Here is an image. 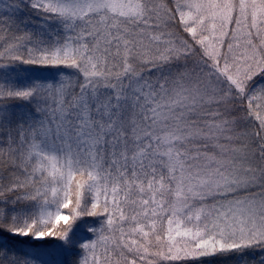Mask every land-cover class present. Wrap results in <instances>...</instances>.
Instances as JSON below:
<instances>
[{
	"label": "snow or ice",
	"instance_id": "1",
	"mask_svg": "<svg viewBox=\"0 0 264 264\" xmlns=\"http://www.w3.org/2000/svg\"><path fill=\"white\" fill-rule=\"evenodd\" d=\"M0 264H264V0H0Z\"/></svg>",
	"mask_w": 264,
	"mask_h": 264
}]
</instances>
